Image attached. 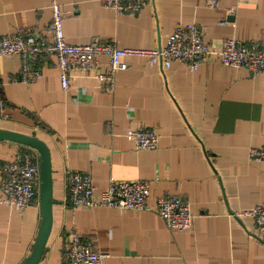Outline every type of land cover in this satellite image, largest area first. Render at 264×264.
Listing matches in <instances>:
<instances>
[{
	"label": "crops",
	"instance_id": "0c3cea01",
	"mask_svg": "<svg viewBox=\"0 0 264 264\" xmlns=\"http://www.w3.org/2000/svg\"><path fill=\"white\" fill-rule=\"evenodd\" d=\"M53 3L70 44L99 38L120 48H156L179 22L195 23L214 48L224 39L264 44V0H217L214 7L208 0H146L133 15L100 0H0V38L29 28L49 39ZM122 60L128 67L116 74L113 90L93 70H77L64 91L54 56L39 57L41 76L30 83L12 80L18 57L0 56L8 115L0 128L40 138L51 155L52 228L39 264H62L69 233L93 240L106 254L103 264H264V231L238 216L264 206V161L248 158L250 148L264 145V73L219 59L193 72L143 56ZM98 61L107 67V56ZM130 127L156 133V148L137 150L126 135ZM24 147L0 141V179L3 163ZM70 172L88 173L96 192L111 181L145 180L150 206L161 195L189 203L191 227L172 230L154 211L72 207ZM40 220L39 199L24 210L0 204V264L23 263Z\"/></svg>",
	"mask_w": 264,
	"mask_h": 264
},
{
	"label": "built area",
	"instance_id": "2783aa9c",
	"mask_svg": "<svg viewBox=\"0 0 264 264\" xmlns=\"http://www.w3.org/2000/svg\"><path fill=\"white\" fill-rule=\"evenodd\" d=\"M115 13H137L146 0H100ZM212 7L217 0H208ZM233 10L229 9L228 13ZM225 23V22H222ZM50 38H44L33 29L20 28L13 34L0 38V56H16L20 60L19 75L13 81L34 82L41 76L35 65L42 55L56 58L61 89L66 91L72 74L77 70H93L95 77L105 90L115 88L116 74L127 69L122 59L128 56L147 57L150 63H160L169 68L173 63H182L189 72L208 60L219 59L232 67H244L250 73H264V44L224 39L218 48L204 42L199 27L193 22H179L168 36L166 43L156 48H120L99 38L86 44L66 42L63 30V12L53 3ZM108 57V65L101 68L100 56ZM5 104L0 98V118L6 119ZM127 137L137 150H150L157 146V135L152 130L128 128ZM248 158L264 161V145L248 150ZM40 185L39 159L36 151L27 149L17 153L2 165L0 179V204L24 210L37 201ZM149 184L142 179L111 181L107 189L96 192L88 173L70 172L67 178L68 204L72 207H104L135 211L156 212L166 226L183 231L191 227L193 215L190 205L177 195H161L154 206L148 204ZM239 217H250L259 231H264V206L254 205L238 213ZM106 254L95 251L94 242L76 233H69L62 246V264H103Z\"/></svg>",
	"mask_w": 264,
	"mask_h": 264
},
{
	"label": "water",
	"instance_id": "95a60500",
	"mask_svg": "<svg viewBox=\"0 0 264 264\" xmlns=\"http://www.w3.org/2000/svg\"><path fill=\"white\" fill-rule=\"evenodd\" d=\"M3 140L33 149L38 154L40 172L38 199L41 220L32 250L22 264H39L46 253V243L52 228L53 193L50 150L47 144L36 136L0 128V141Z\"/></svg>",
	"mask_w": 264,
	"mask_h": 264
},
{
	"label": "trees",
	"instance_id": "16d2710c",
	"mask_svg": "<svg viewBox=\"0 0 264 264\" xmlns=\"http://www.w3.org/2000/svg\"><path fill=\"white\" fill-rule=\"evenodd\" d=\"M25 148V147H24ZM26 148H28V147H26ZM30 149V148H29ZM24 150V149H23Z\"/></svg>",
	"mask_w": 264,
	"mask_h": 264
}]
</instances>
